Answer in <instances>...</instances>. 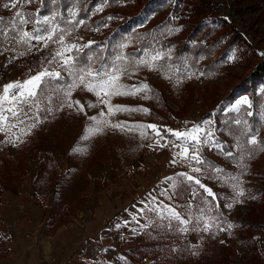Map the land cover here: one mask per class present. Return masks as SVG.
Wrapping results in <instances>:
<instances>
[{
  "label": "rangeland",
  "instance_id": "374dc122",
  "mask_svg": "<svg viewBox=\"0 0 264 264\" xmlns=\"http://www.w3.org/2000/svg\"><path fill=\"white\" fill-rule=\"evenodd\" d=\"M37 9L66 31L31 51L0 35V90L44 68L64 76L38 92L31 110L25 105L10 120L15 128L0 131V189L13 195L27 185L39 212L31 242L39 258L26 257L28 264L60 263L66 237L71 256L61 264H264V143H247L251 135L264 141V77L257 75L264 65V0H0V28L18 11L39 18ZM73 12L76 21L65 23ZM80 19L86 22L77 26ZM89 41L79 54L84 65L96 69L123 57L116 61L118 85L147 84L149 90L97 97L78 84L70 97L67 89L57 91L72 80L59 60L48 61L61 47ZM156 53L162 58L153 68L136 63L141 56L152 62ZM243 97L248 104L232 109ZM109 104L139 110L110 113ZM202 121H212L205 127L232 157L204 146L205 164L178 155L173 164L181 151L173 143L180 141L163 130ZM148 124L169 143L161 147L164 139L142 127ZM178 173L199 179L215 199ZM167 177H174V187ZM161 201L187 224L149 210ZM145 203L149 208L139 213ZM133 215L146 227L140 229Z\"/></svg>",
  "mask_w": 264,
  "mask_h": 264
},
{
  "label": "snow or ice",
  "instance_id": "6c2138e0",
  "mask_svg": "<svg viewBox=\"0 0 264 264\" xmlns=\"http://www.w3.org/2000/svg\"><path fill=\"white\" fill-rule=\"evenodd\" d=\"M22 2H30V0H22ZM43 2V0H42ZM109 0H103V4H107ZM102 6L95 9L96 11H101ZM15 7V4H13ZM37 19L33 20V14L24 15L22 12H17L15 19L6 27L0 28V35L5 38H9L14 41L18 45H25L28 51H31L36 45L42 44L44 47L47 46L48 42L53 40V37L57 33H63L66 29H62L59 24L55 23L56 17L50 15H40V10L37 9L36 14ZM111 19V17H109ZM76 21V13H72L71 19L65 21L67 24H72ZM84 19H80L77 23V26L85 24ZM32 24V30H24V25ZM179 31V29H175ZM65 36L63 34L60 35L59 43L64 45ZM35 42V44H33ZM93 41H89L86 45L81 47L77 44H68L64 47H61L57 52L54 53L51 60L48 61L49 64L54 63L56 60L60 61V67L63 68L65 74L71 78L72 83L67 85H57V91H66L67 96H71V89L78 84H84L88 91L93 92L97 97H111L116 95H135L138 92L149 90V86L147 84H140L139 86H133L130 89H126L122 85H118L117 81L119 80L118 73L120 69L116 65V61L123 59V57H116V61L101 64L98 68L92 69L91 67H87L84 65L79 58L80 52L83 51V48L91 47ZM13 51V50H10ZM73 51L76 52V55L73 56L71 53ZM21 52L19 55H23ZM67 54V55H66ZM15 56L10 57L14 59ZM162 57L159 53H156L152 56V62L145 60L143 56L136 60L138 65L147 66L150 69L154 67V62L160 60ZM88 61L92 60V57L87 58ZM64 79L60 71H49L47 68L39 71L37 74L30 76L29 78L23 81H12L5 85H3L2 90H0V131H10L11 128H15L16 124L10 123V120L17 118L21 112L23 111V107L25 105L29 106V110H31L32 104L35 102V99L38 95V92H43L47 89L52 82L61 81ZM91 81V82H88ZM102 103L107 104V100H101ZM79 104V102H76ZM248 104L247 97H243L238 99L233 105L232 109H239L241 105ZM68 107H72L73 104L68 102ZM37 109L36 120L39 122V111L40 106L38 103L35 104ZM109 112L114 111H137L139 109H128L125 106L121 105H108ZM51 111V109H48ZM80 110H83V106H80ZM143 111L147 112V109H143ZM103 115V113H101ZM249 116L252 115L251 112L248 113ZM92 120H96L95 117L90 118ZM24 121H19V123H23ZM212 121H202L200 124L193 125L191 128L183 130V131H175L172 129H164L163 133L166 135H171L176 138L177 141H180V144L173 143V147H180L181 151L178 154H174V158L172 163H177L176 155L184 159L185 161L191 162L195 161L196 164H205L206 161L203 157V147L207 146L210 150L215 149L220 152V154L226 157H232L233 153L231 151H225L224 143L220 142L215 137L214 131H209L205 125H211ZM239 123V121H236ZM123 124H118L116 127H122ZM142 127H146L147 129H151L155 136L164 139V144H161V147H164L169 141L165 138V135L162 134L160 128L156 125L148 124ZM99 131V129H96ZM15 142V141H11ZM159 144V140H157ZM248 144L257 145L258 143H264V141H258L255 135H251L247 140ZM209 167H213L211 164H208ZM195 172H200L201 169L196 167L193 169ZM214 171L217 173L222 172V169L215 168ZM178 177H182L184 181L192 183L194 182L196 185H199L200 188L204 189V191L215 199V194L212 192L210 188H207L205 185L201 183L199 179H194L191 175H187L185 173H178ZM166 181H173L171 187L175 186L174 177L165 178ZM239 195H243V191L241 190ZM161 195L167 196V190L163 191ZM151 200L154 202L156 197H151ZM144 203V201H141ZM145 208H149V205L145 203V207L141 209H137L139 213H143ZM150 211L154 212L161 219L167 218L169 220H176L181 224H187V220L182 219L180 213H178L174 207H171L168 204H164L162 201L158 204L152 206ZM132 220L136 221L139 225L140 229L146 227L143 224H140L137 220L136 215L132 216ZM126 225L129 221L124 222ZM152 221L149 220V224ZM117 227H120L117 224ZM211 225L205 223V230ZM183 231H187V228L182 229ZM134 233L137 231L136 229L132 230ZM123 259V258H121Z\"/></svg>",
  "mask_w": 264,
  "mask_h": 264
},
{
  "label": "crops",
  "instance_id": "0c3cea01",
  "mask_svg": "<svg viewBox=\"0 0 264 264\" xmlns=\"http://www.w3.org/2000/svg\"><path fill=\"white\" fill-rule=\"evenodd\" d=\"M8 192L4 187L0 189V264H28L26 257L29 256L33 262L35 255L39 258L38 249L35 252L31 245L33 237H37L33 230L37 229L39 218L32 198L33 190L24 185L17 188L18 194L8 195ZM65 239L70 243L71 237ZM69 243H63L61 262L53 259L54 264H61L71 256Z\"/></svg>",
  "mask_w": 264,
  "mask_h": 264
},
{
  "label": "trees",
  "instance_id": "16d2710c",
  "mask_svg": "<svg viewBox=\"0 0 264 264\" xmlns=\"http://www.w3.org/2000/svg\"><path fill=\"white\" fill-rule=\"evenodd\" d=\"M257 75L264 77V65H261L258 69H257Z\"/></svg>",
  "mask_w": 264,
  "mask_h": 264
}]
</instances>
